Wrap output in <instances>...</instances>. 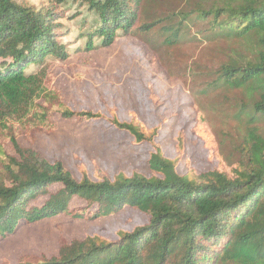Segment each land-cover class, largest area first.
I'll use <instances>...</instances> for the list:
<instances>
[{
  "label": "trees",
  "instance_id": "1",
  "mask_svg": "<svg viewBox=\"0 0 264 264\" xmlns=\"http://www.w3.org/2000/svg\"><path fill=\"white\" fill-rule=\"evenodd\" d=\"M51 1L54 6L37 8L0 0V157L8 160L0 175V236L58 215L92 220L125 207L148 220L119 230L113 240L85 236L61 242L56 257L17 264H264V0H191L153 18L145 16V0H76L95 18L79 34L84 48L76 50L109 47L119 34L159 33L165 47L226 42L217 63L190 72L203 94L239 93L233 102L225 100L235 137L225 159L204 112L193 98L190 102L191 130L218 160L213 169L179 173V157H165L156 141L158 126L147 128L134 117L122 121L113 113L107 118L113 127L135 143L152 145L150 174L96 172L91 178L83 171L80 179L61 160L50 162L17 142L18 136L32 140L35 132L54 130L55 113L67 119L105 118L66 106L53 84L47 60L64 61L72 50L62 40L57 9L67 0ZM8 141L16 157L3 150Z\"/></svg>",
  "mask_w": 264,
  "mask_h": 264
},
{
  "label": "rangeland",
  "instance_id": "2",
  "mask_svg": "<svg viewBox=\"0 0 264 264\" xmlns=\"http://www.w3.org/2000/svg\"><path fill=\"white\" fill-rule=\"evenodd\" d=\"M17 1L37 8L54 6L51 0ZM186 1L191 2L145 0V16L157 17L169 9L181 8ZM57 6L62 12L60 23L64 25L62 40L72 51L64 61L47 60L54 75L53 84L66 106L100 112L105 118L67 119L55 113L54 130L35 132L32 140L18 136L21 146L33 148L50 162L61 160L76 179L81 178L83 171L91 178L96 172L109 177L117 172L129 175L134 171L149 175L152 145L135 143L129 133L113 127L107 118L115 113L122 121L134 117L147 128L158 126L156 141L165 157H179L176 166L179 173L188 168L207 171L216 167L218 160L210 157L204 142L191 130L195 124V112L190 104L193 98L206 116L221 156L228 157L235 137L232 110L225 100L229 98L233 102L239 93L203 94L201 83L192 79L190 72V67L198 71L199 65L217 63L227 48L226 42L213 44L203 40L165 47L160 44L159 33L141 37L119 34L109 47L92 52L76 50L84 48L85 38L79 34L93 25L94 14L76 0ZM192 93H195L193 97ZM2 148L6 155L16 157L9 141ZM7 162L0 157L1 176ZM41 200L34 202L39 204ZM147 220L142 212L125 207L118 213L92 220L58 215L33 224H20L11 234L0 236V264L56 257L61 242L94 234L113 240L119 230H131Z\"/></svg>",
  "mask_w": 264,
  "mask_h": 264
}]
</instances>
